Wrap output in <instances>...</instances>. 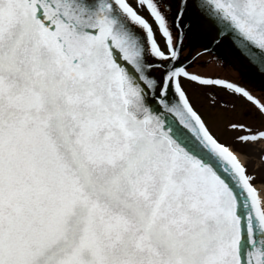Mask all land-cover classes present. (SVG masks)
Listing matches in <instances>:
<instances>
[{
    "label": "snow or ice",
    "instance_id": "snow-or-ice-1",
    "mask_svg": "<svg viewBox=\"0 0 264 264\" xmlns=\"http://www.w3.org/2000/svg\"><path fill=\"white\" fill-rule=\"evenodd\" d=\"M222 48L264 74V0H0V264H264V126L222 142L186 87L264 118L190 70Z\"/></svg>",
    "mask_w": 264,
    "mask_h": 264
},
{
    "label": "rangeland",
    "instance_id": "rangeland-1",
    "mask_svg": "<svg viewBox=\"0 0 264 264\" xmlns=\"http://www.w3.org/2000/svg\"><path fill=\"white\" fill-rule=\"evenodd\" d=\"M199 59L208 60V63L203 66L199 64L194 65L190 70L205 74L218 75L239 83L248 89L250 88V90L252 89L250 86L244 85L247 83V79L239 78L234 70H231L230 67L225 64H221L219 61H217V59H209V54H206ZM186 87H188L189 96L192 99L196 110L205 120L210 131H212L213 134L216 135L217 138L222 142H227L231 146H235V141L233 138L237 135V133L228 129L227 124L230 121L237 119V116L241 118V114L245 109L248 110V118L245 119V122L252 125L254 129L256 128L253 112L249 111V109L246 107V103L243 100L237 101L233 97H228L225 94V99L229 100L230 103L229 106L224 107L219 103V101L213 103L210 96L207 94V90L203 89L201 86L186 85ZM216 91L220 90L217 89ZM253 92L256 93L255 91ZM216 111L218 115L216 114ZM263 148L264 140H260L253 144L242 145L237 151L241 161L247 165L249 172L254 173L258 177V179L255 181L258 187H264V183H262V180H264V164L263 160L260 158Z\"/></svg>",
    "mask_w": 264,
    "mask_h": 264
},
{
    "label": "flooded vegetation",
    "instance_id": "flooded-vegetation-1",
    "mask_svg": "<svg viewBox=\"0 0 264 264\" xmlns=\"http://www.w3.org/2000/svg\"><path fill=\"white\" fill-rule=\"evenodd\" d=\"M210 55V54H209ZM217 61H219L221 64H225L230 67L231 70H234L236 75L239 78H245L247 79V83L244 85L250 86L252 89L249 90L256 95L257 97L264 100V75H259L252 71L251 68L248 67V65L240 58H238L233 52L229 51L227 48H222L217 50L216 54ZM243 86V85H242ZM255 91L256 93H254ZM227 95V94H226ZM228 97H233L237 101L243 100L242 98L234 97L227 95ZM244 101V100H243ZM246 103V107L249 109V111L253 112L254 120L255 121V129H259L262 126H264V118H262L259 113H257L253 106L248 104V102L244 101ZM195 107V106H194ZM216 114L218 115L217 111ZM236 115V112H235ZM244 120L248 118V116H242ZM237 119H239V116H237ZM264 152V148L262 150ZM261 152V153H262ZM264 164V160H263Z\"/></svg>",
    "mask_w": 264,
    "mask_h": 264
},
{
    "label": "bare ground",
    "instance_id": "bare-ground-1",
    "mask_svg": "<svg viewBox=\"0 0 264 264\" xmlns=\"http://www.w3.org/2000/svg\"><path fill=\"white\" fill-rule=\"evenodd\" d=\"M248 67L251 68L253 72H255V73L259 74V75H264V74L260 73L259 71H257L256 68L254 69V68L250 67L249 65H248Z\"/></svg>",
    "mask_w": 264,
    "mask_h": 264
},
{
    "label": "water",
    "instance_id": "water-1",
    "mask_svg": "<svg viewBox=\"0 0 264 264\" xmlns=\"http://www.w3.org/2000/svg\"><path fill=\"white\" fill-rule=\"evenodd\" d=\"M245 62V61H244ZM247 63V62H246ZM250 66V65H249ZM250 67H252V68H254L255 69V67H253V66H250ZM261 73V72H260Z\"/></svg>",
    "mask_w": 264,
    "mask_h": 264
}]
</instances>
